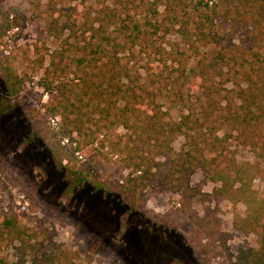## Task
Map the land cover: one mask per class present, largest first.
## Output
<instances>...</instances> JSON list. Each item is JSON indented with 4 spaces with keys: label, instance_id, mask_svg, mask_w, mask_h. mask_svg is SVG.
<instances>
[{
    "label": "trees",
    "instance_id": "1",
    "mask_svg": "<svg viewBox=\"0 0 264 264\" xmlns=\"http://www.w3.org/2000/svg\"><path fill=\"white\" fill-rule=\"evenodd\" d=\"M36 1L45 3L44 29L55 43L47 60L37 61L38 86L52 97L46 111L61 119L68 136L54 157L61 164L94 146L127 171L122 184L107 185L82 166L71 171L75 184L119 200L134 199L148 184L178 194V212L192 224L185 239L200 264H252L248 253L231 261L214 210L193 214L201 190L190 181L201 171L219 185L218 204L244 203L254 212L251 223L260 221L251 187L264 164V0ZM17 25L0 8V38ZM15 62L0 53L7 100L27 82ZM231 140L248 148L253 161L226 159L220 148ZM0 227L19 234L4 216Z\"/></svg>",
    "mask_w": 264,
    "mask_h": 264
},
{
    "label": "rangeland",
    "instance_id": "2",
    "mask_svg": "<svg viewBox=\"0 0 264 264\" xmlns=\"http://www.w3.org/2000/svg\"><path fill=\"white\" fill-rule=\"evenodd\" d=\"M37 5L36 0H0L1 12H10L18 23L0 38V53L14 57V70L27 77L18 97L7 100L0 91V217L15 221L19 231L14 238L0 227V260L4 264H200L185 239L192 224L178 212L182 208L178 194L162 193L148 184L134 199L119 200L86 183L76 185L71 172L90 166L97 180L120 184L127 171L116 157L105 160L94 146L61 164L54 157L67 146L63 141L68 136L61 119L46 111L52 97L38 86L42 71H36L37 61L47 60L55 43L44 29L45 3ZM173 41L171 37L167 43ZM35 46L40 50L37 56ZM182 143L178 137L173 149L178 152ZM220 149L228 160L253 161L249 149L232 140ZM258 174L251 187L261 209L257 225L251 223L255 215L246 204L226 200L218 204L214 191L219 185L207 181L201 171L190 181L191 187L201 190L193 214L200 218L207 209L214 210L219 229L227 235L232 262L248 253L252 264H264V164Z\"/></svg>",
    "mask_w": 264,
    "mask_h": 264
},
{
    "label": "built area",
    "instance_id": "3",
    "mask_svg": "<svg viewBox=\"0 0 264 264\" xmlns=\"http://www.w3.org/2000/svg\"><path fill=\"white\" fill-rule=\"evenodd\" d=\"M50 123L52 127H57V122H55V119H50ZM63 144H68V140L63 141ZM76 156H78V153H75ZM81 159V157H79ZM124 175L126 176L127 173L123 172ZM120 184H122V181H120ZM179 206V204H177Z\"/></svg>",
    "mask_w": 264,
    "mask_h": 264
}]
</instances>
